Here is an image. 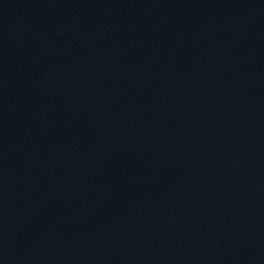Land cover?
<instances>
[{
    "label": "water",
    "instance_id": "water-1",
    "mask_svg": "<svg viewBox=\"0 0 264 264\" xmlns=\"http://www.w3.org/2000/svg\"><path fill=\"white\" fill-rule=\"evenodd\" d=\"M0 264H264V0H0Z\"/></svg>",
    "mask_w": 264,
    "mask_h": 264
}]
</instances>
